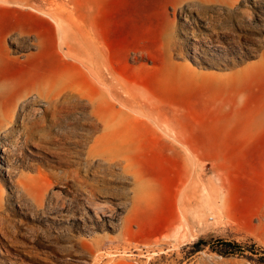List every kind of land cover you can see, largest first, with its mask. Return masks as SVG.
<instances>
[{"label": "rangeland", "instance_id": "obj_1", "mask_svg": "<svg viewBox=\"0 0 264 264\" xmlns=\"http://www.w3.org/2000/svg\"><path fill=\"white\" fill-rule=\"evenodd\" d=\"M0 123V264H264V0H0Z\"/></svg>", "mask_w": 264, "mask_h": 264}, {"label": "bare ground", "instance_id": "obj_2", "mask_svg": "<svg viewBox=\"0 0 264 264\" xmlns=\"http://www.w3.org/2000/svg\"><path fill=\"white\" fill-rule=\"evenodd\" d=\"M230 7V6H229ZM88 52V51H87ZM91 63L92 64H95L94 62H92L91 61ZM96 78V77H95ZM94 78V79H95ZM97 81V80H96ZM112 82V81H111ZM110 82V83H111ZM112 85V84H111ZM109 88V87H108ZM113 88V87H112ZM106 91V90H105ZM104 91V92H105ZM115 91V90H114ZM103 91L102 92H99L98 93V99L96 100L97 102V104H96V106H95V108H94V110H93V113H99V114H102V112H104L103 111V108H111L113 105H114V100H116L115 99V97L113 96V95H110L109 94V92H108V94L105 92L104 93ZM40 93V92H39ZM59 93H61V92H59ZM112 94V93H111ZM42 96H43V94H42ZM44 97V96H43ZM48 97V96H47ZM126 105H128V104H126ZM17 105H15L14 107H16ZM114 108V107H113ZM26 109V108H25ZM16 111V110H15ZM14 111V112H15ZM19 111V110H18ZM113 114V113H112ZM111 114V115H112ZM15 116V115H14ZM21 116V115H20ZM113 116V115H112ZM6 117V116H5ZM13 117V116H12ZM18 118V117H17ZM20 119V118H19ZM20 121V120H19ZM112 121H114V120H112ZM16 123V122H15ZM115 123V122H114ZM1 124V123H0ZM115 125V124H114ZM16 126V125H15ZM17 127V126H16ZM13 131H14V129H13ZM102 132H103V130H102ZM108 133H111V132H108ZM112 133H113V130H112ZM2 135V134H1ZM12 135V134H11ZM111 135V134H110ZM3 136V135H2ZM1 137V136H0ZM6 139H7V137H6ZM3 141V140H2ZM98 142V141H97ZM96 143V142H95ZM99 143V142H98ZM6 147V146H5ZM112 147V146H111ZM2 148H4V147H2ZM7 148V147H6ZM11 149V148H10ZM14 149V148H13ZM104 149H106V148H104ZM97 150V149H96ZM6 151V150H5ZM12 151V150H11ZM8 152V151H7ZM10 152V151H9ZM101 152V151H100ZM3 153H4V151H3ZM108 153V152H107ZM5 154V153H4ZM10 154V153H9ZM11 155H12V152H11ZM4 156V155H3ZM95 156V155H94ZM90 157V156H89ZM2 158V157H1ZM8 158V157H7ZM15 158V157H14ZM14 160V159H13ZM12 160V161H13ZM6 163V162H5ZM8 163H9V161H8ZM7 164V163H6ZM2 168V167H1ZM6 172V171H5ZM8 172H9V169H8ZM7 175V174H6ZM50 177V176H49ZM55 178V177H54ZM9 179V178H8ZM26 179V178H25ZM33 180V179H32ZM55 181V180H54ZM45 183H46V181H45ZM45 183H43V184H41V185H44ZM48 183V182H47ZM36 184H38V183H36ZM29 186V185H28ZM30 186H33V185H31L30 184ZM36 186V185H35ZM34 187V186H33ZM41 187H44V186H41ZM36 187H34L33 189H35ZM45 188V187H44ZM39 189V188H38ZM36 190H37V188H36ZM39 192H41L40 190H38ZM37 191V192H38ZM60 192V191H59ZM53 193V192H52ZM47 194V193H46ZM33 195V194H32ZM35 195V194H34ZM54 195V194H53ZM52 200V199H51ZM55 200H56V198H55ZM58 200V199H57ZM52 204H54V203H52ZM98 244V243H97ZM100 247V246H99ZM99 249V248H98ZM98 249H96V250H98Z\"/></svg>", "mask_w": 264, "mask_h": 264}, {"label": "trees", "instance_id": "obj_3", "mask_svg": "<svg viewBox=\"0 0 264 264\" xmlns=\"http://www.w3.org/2000/svg\"><path fill=\"white\" fill-rule=\"evenodd\" d=\"M229 247L238 248L239 246L237 244H226Z\"/></svg>", "mask_w": 264, "mask_h": 264}]
</instances>
